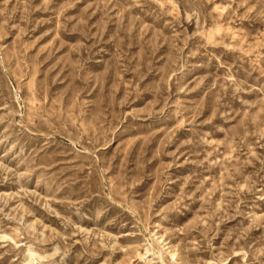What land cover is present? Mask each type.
<instances>
[{
	"label": "rangeland",
	"instance_id": "374dc122",
	"mask_svg": "<svg viewBox=\"0 0 264 264\" xmlns=\"http://www.w3.org/2000/svg\"><path fill=\"white\" fill-rule=\"evenodd\" d=\"M0 264H264V0H0Z\"/></svg>",
	"mask_w": 264,
	"mask_h": 264
}]
</instances>
